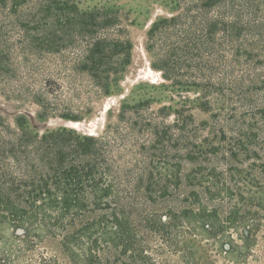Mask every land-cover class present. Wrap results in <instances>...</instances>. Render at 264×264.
Returning <instances> with one entry per match:
<instances>
[{"label":"rangeland","instance_id":"rangeland-1","mask_svg":"<svg viewBox=\"0 0 264 264\" xmlns=\"http://www.w3.org/2000/svg\"><path fill=\"white\" fill-rule=\"evenodd\" d=\"M74 1L90 31L43 19L42 0L17 11L0 0V181L34 173L24 131L74 128L97 138L157 264H264V0ZM116 41L131 45L117 73L81 68L95 42ZM186 208L215 214L223 230H176ZM152 216L169 236L153 235ZM225 240L239 251L224 252Z\"/></svg>","mask_w":264,"mask_h":264},{"label":"trees","instance_id":"trees-1","mask_svg":"<svg viewBox=\"0 0 264 264\" xmlns=\"http://www.w3.org/2000/svg\"><path fill=\"white\" fill-rule=\"evenodd\" d=\"M12 1L17 11L29 0ZM219 1L208 0V4ZM41 6L45 12L43 19L53 18L58 24L91 30L86 29L90 28L89 18L74 0H42ZM41 22L42 18L36 19L30 25ZM105 44L95 42L81 65L100 80L118 72L131 47L130 43L119 41L113 46ZM256 82L264 83V76ZM71 116L68 114L66 118L78 120ZM26 123L29 124L26 117H18L22 129L28 128ZM23 133L21 139L28 138L26 143L38 151V163L33 165L34 173L27 177L15 178L10 183L0 181V264H157L143 231L132 222L126 206L120 202L112 167L95 136L67 126L47 129L42 135ZM193 179L203 180V175ZM147 218L153 235L171 234L165 229L164 217ZM236 218L233 213L227 221L231 223ZM195 222L201 232H195ZM185 224L189 226L186 231L195 237L217 235L224 227L215 214L201 208L176 213V230L186 227ZM55 240L65 258H60L46 244L43 246ZM197 240L190 239L187 243L194 241L192 245H197ZM243 241L248 248L255 235L249 230ZM239 248L232 240H225L222 246L226 253H235ZM203 264L215 263L206 260Z\"/></svg>","mask_w":264,"mask_h":264}]
</instances>
